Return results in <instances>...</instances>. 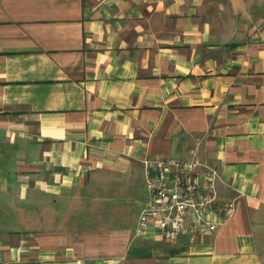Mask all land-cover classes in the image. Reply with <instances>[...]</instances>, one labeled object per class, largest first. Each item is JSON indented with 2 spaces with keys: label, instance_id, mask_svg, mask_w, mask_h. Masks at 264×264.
Wrapping results in <instances>:
<instances>
[{
  "label": "crops",
  "instance_id": "obj_1",
  "mask_svg": "<svg viewBox=\"0 0 264 264\" xmlns=\"http://www.w3.org/2000/svg\"><path fill=\"white\" fill-rule=\"evenodd\" d=\"M214 0H0V264H264V38ZM214 163L234 214L137 234L145 159Z\"/></svg>",
  "mask_w": 264,
  "mask_h": 264
},
{
  "label": "built area",
  "instance_id": "obj_2",
  "mask_svg": "<svg viewBox=\"0 0 264 264\" xmlns=\"http://www.w3.org/2000/svg\"><path fill=\"white\" fill-rule=\"evenodd\" d=\"M149 199L138 217L137 234L155 225L165 235L207 234L235 212L233 202L218 197L214 163L199 158L145 159Z\"/></svg>",
  "mask_w": 264,
  "mask_h": 264
},
{
  "label": "rangeland",
  "instance_id": "obj_3",
  "mask_svg": "<svg viewBox=\"0 0 264 264\" xmlns=\"http://www.w3.org/2000/svg\"><path fill=\"white\" fill-rule=\"evenodd\" d=\"M215 15L223 19H238L249 38L252 34L264 38V0H214Z\"/></svg>",
  "mask_w": 264,
  "mask_h": 264
}]
</instances>
